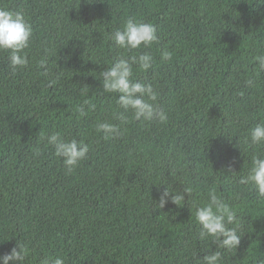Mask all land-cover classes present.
Instances as JSON below:
<instances>
[{
	"label": "trees",
	"instance_id": "obj_1",
	"mask_svg": "<svg viewBox=\"0 0 264 264\" xmlns=\"http://www.w3.org/2000/svg\"><path fill=\"white\" fill-rule=\"evenodd\" d=\"M0 8L23 12L33 30L25 68L12 74L0 51V255L17 243L29 250L9 264L56 256L65 264H200L212 250L221 251L220 264H264V198L238 182L252 155H264V145L246 142L264 121V71L255 60L264 54V4L0 0ZM129 17L154 24L158 42L118 48L110 37ZM139 52H151L153 64L134 66L132 78L152 83L164 122L134 120L118 94L102 91L100 72ZM45 57L46 72L37 64ZM98 121L118 125L119 136L104 139ZM53 132L90 146L70 174L41 139ZM165 187L192 193L161 209ZM210 188L236 214V249L199 237L193 204L206 203Z\"/></svg>",
	"mask_w": 264,
	"mask_h": 264
},
{
	"label": "clouds",
	"instance_id": "obj_2",
	"mask_svg": "<svg viewBox=\"0 0 264 264\" xmlns=\"http://www.w3.org/2000/svg\"><path fill=\"white\" fill-rule=\"evenodd\" d=\"M259 4H264V0H257ZM32 27L26 21L24 13L20 11H10L0 8V51H7L8 66L12 74L25 68L28 63L26 49L30 45L32 38ZM110 39L114 44L129 53L138 50L142 46L150 48L158 42L156 26L143 20L127 18L123 25L115 30ZM162 59H171V54L167 51L162 53ZM259 69L264 71V54L255 57ZM38 67L47 71V58H42L38 62ZM153 56L151 52H139L128 56H118L109 66L100 72L102 91L115 93L116 102L125 112H131L134 120L164 122L167 116L157 103L158 94L154 90L152 83L134 80L133 67L136 66L142 71H147L152 67ZM251 85L253 81H246ZM94 110L95 105H89ZM81 116H86L87 111L83 106L79 108ZM115 117L124 119L123 113L116 112ZM95 131L102 133L104 139L116 138L120 134L118 125L108 122L98 121L95 124ZM50 145L54 154L62 159L67 173H72L79 163L83 161L90 150L89 144L83 140L75 138H65L59 133L53 132L47 136H41ZM247 143L253 146L264 145V121H259L249 130ZM41 150H34V155L39 156ZM243 185L253 187L260 198H264V155L254 153L251 157L250 165L246 174L238 181ZM184 193L190 195L192 188L185 187L182 192L170 191L167 187L159 196L158 208H164L170 199L175 205L184 200ZM193 216L199 224V237L201 239L211 238L212 242L220 249H236L240 244V235L236 227L229 225L237 224V217L230 206L216 194L215 188H210L208 201L204 204H193ZM29 250L18 244L9 252L0 255V264H9V261H23ZM222 258L221 251L212 250L200 258V264H220ZM40 264H65L62 256L45 257Z\"/></svg>",
	"mask_w": 264,
	"mask_h": 264
}]
</instances>
